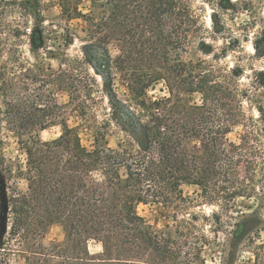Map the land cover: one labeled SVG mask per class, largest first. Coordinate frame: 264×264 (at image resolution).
Returning <instances> with one entry per match:
<instances>
[{
    "label": "trees",
    "instance_id": "trees-1",
    "mask_svg": "<svg viewBox=\"0 0 264 264\" xmlns=\"http://www.w3.org/2000/svg\"><path fill=\"white\" fill-rule=\"evenodd\" d=\"M56 1L66 20L84 21L89 44L82 58L65 56L53 70L18 48L4 61L0 50V216L5 209L7 216L0 264L16 254L25 264H206L202 252L209 239L201 224L218 243L220 264H232L242 253L250 254L248 264H264V108H257V119L246 116L243 102L251 98L239 87L240 67L227 72L210 62L181 60L206 34L191 0ZM83 1L98 13L82 14ZM15 9L43 23L38 0H0V28H9L4 18ZM14 31L19 39L20 30ZM30 33L33 58L42 36L36 27ZM262 38L253 43L254 58ZM110 44L119 52L114 58ZM201 47L212 54L204 42ZM114 73L126 84L125 100L114 91ZM252 73L258 80L252 87H264V75ZM160 82L168 96L148 98L147 90ZM57 94L69 102L59 104ZM194 94L200 103L187 100ZM100 98L107 100L109 119L87 149L66 124L67 110L86 116ZM111 122L127 144L106 146ZM56 124L61 134L42 141L39 133ZM237 127L243 134L233 141ZM8 133L25 150L23 167L3 155ZM17 180L25 181V190ZM184 187L196 188L200 201L217 211L188 214L164 232L137 213L149 203L185 212L191 200ZM240 199L254 202L233 213ZM51 224L63 229L64 241L47 249L40 240ZM90 242L99 253L90 252Z\"/></svg>",
    "mask_w": 264,
    "mask_h": 264
},
{
    "label": "rangeland",
    "instance_id": "rangeland-1",
    "mask_svg": "<svg viewBox=\"0 0 264 264\" xmlns=\"http://www.w3.org/2000/svg\"><path fill=\"white\" fill-rule=\"evenodd\" d=\"M39 12L43 23L39 24L29 17H25L23 10L15 9L6 14L4 22L9 25L8 29L0 28V50H2V60L6 61L10 57L11 50H20L25 58L31 60L34 64H44L51 66L56 70L63 58H82L83 49L89 42L82 31L85 26L83 19L74 18L66 20L57 4L56 0H38ZM191 4L197 14L201 17V23L204 26L206 34L202 39L194 40L185 53H181V60L184 62H197L198 60L212 63L214 66L225 69L227 72L235 67L242 69V75L239 79L241 90L247 91L250 101L244 100L243 110L247 117L257 119V108H264V87L254 89L253 82H258L256 75L252 70L264 75V40L261 42V51L256 54L253 49V43H256L263 33L264 35V0H191ZM79 10L82 14H97L98 10L93 8L89 2L83 1ZM37 28L42 36V42L34 43V56L30 54L33 49L31 44L30 30ZM19 28V29H17ZM20 30L19 39L15 37L17 33L14 30ZM18 36V35H17ZM264 39V38H262ZM237 40V41H235ZM204 42L212 51V54L205 55L202 52L201 43ZM107 50L112 58L118 55V50L114 44L107 46ZM216 56V60L214 59ZM89 73L93 75L91 66L87 65ZM114 91L121 100L127 97V87L118 75L113 74ZM96 80L101 84L102 80L96 76ZM168 96L164 83L160 82L147 90V97L150 99H160ZM59 104L65 105L69 102L66 94H57ZM190 102L200 103L201 96L194 94L186 97ZM107 100H98L92 106V110L86 116H81L75 111L67 110L65 118L66 124L70 128H75L81 139V143L87 148L92 149L96 135L102 123L109 119V109ZM61 134V126L56 124L48 127L39 133L42 141H48L57 138ZM243 134V129L237 127L230 134V139L236 141ZM20 139L13 133H8L3 147V155L13 166L23 167L25 164V150L19 143ZM129 138L127 135L111 122L109 129L105 134L106 146L116 148L118 144H127ZM17 187L20 190L26 189V183L23 180H17ZM184 196L189 197L191 203L188 204L184 212L176 211L163 204L149 203L139 205L137 213L145 219L154 231L164 232L167 228H173L180 220L188 218V214L198 216H209L217 208L210 207L201 202L196 195V188L184 187ZM253 200H237V208L242 206H251ZM244 210V209H243ZM176 218V221L174 220ZM202 228L208 235L209 245L202 252V258L206 264H220L221 254L217 249L218 243L208 233L209 229L203 224ZM222 235H220V242ZM64 241L63 229L58 224H51L44 230L40 240L41 244L51 249L61 245ZM89 250L91 253H99L100 246L95 242H90ZM232 264H248L250 254L242 253ZM10 264H25L21 255L9 257Z\"/></svg>",
    "mask_w": 264,
    "mask_h": 264
},
{
    "label": "water",
    "instance_id": "water-1",
    "mask_svg": "<svg viewBox=\"0 0 264 264\" xmlns=\"http://www.w3.org/2000/svg\"><path fill=\"white\" fill-rule=\"evenodd\" d=\"M6 209L3 211L2 215L0 216V232H4L6 230Z\"/></svg>",
    "mask_w": 264,
    "mask_h": 264
}]
</instances>
